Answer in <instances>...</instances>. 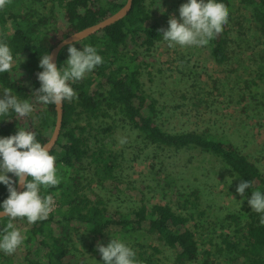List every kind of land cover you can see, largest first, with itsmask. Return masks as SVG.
<instances>
[{"label": "trees", "instance_id": "obj_1", "mask_svg": "<svg viewBox=\"0 0 264 264\" xmlns=\"http://www.w3.org/2000/svg\"><path fill=\"white\" fill-rule=\"evenodd\" d=\"M31 1L42 4L41 0ZM47 1L63 9L65 29L55 27L52 8L48 16L39 15L31 6L22 12L17 6L20 7L23 0H10L0 9V26L4 27L10 20L12 30H5L0 35V42L7 43L13 61L20 62L12 65L10 72L0 73V92L8 88L20 101L27 100L34 108L26 117L11 111L8 116H0V137L15 135L22 129L35 133L41 144L48 140L56 111L55 105L37 101L35 91L41 86L37 73L43 71L39 67L40 57L50 54L52 48L68 35L98 23L125 3V0H104V4L101 0ZM232 1L217 0L227 9ZM237 1L251 8L255 23L264 32V0ZM153 7L155 0H150L149 7L146 0H132L129 12L121 20L74 43L78 50L87 45L95 47L103 57V63L71 85L78 99L62 104L61 129L50 150L56 158L61 183L55 188L41 189L42 195L54 196V210L46 220L35 224H29L26 218L13 221L16 228L24 231L22 264H88L70 252L69 229H84L94 236H107L114 229L136 233L145 222L148 223L147 231L157 235L174 251V264H194L200 254L204 256L201 264H219L221 260L224 264H264V226L259 223L260 214L253 212L251 207L245 213L229 214L227 219L233 224L229 232L219 237L220 241L213 249L200 250L194 232L187 227L194 219L192 215L186 217L175 212L170 204L160 202L147 205L140 202L128 211H110L103 200L92 199L84 191L78 173L84 160L95 168L98 183L109 182L117 189L118 158L111 146L116 128L123 123L157 151L198 149L210 154L231 171L238 185L242 180L251 182L252 187L245 189L247 197L251 198L253 191L264 193V176L229 140L196 131L171 133L156 124L154 101H147L140 81L144 62L140 57L124 52L135 45L150 49L163 40L160 29L165 28L152 16ZM226 36L223 30L207 45L217 64L228 59ZM68 46L57 55L58 68H62L68 58ZM105 119L109 123H105ZM8 175L16 179L13 174ZM163 180L160 181L161 192L167 189ZM8 196L7 186L0 183V205ZM7 222V217L0 218V235ZM138 249L133 250L139 264H156L153 254L159 253L158 249L151 247V254L145 252L143 246ZM0 264L13 263L11 258L0 253Z\"/></svg>", "mask_w": 264, "mask_h": 264}, {"label": "rangeland", "instance_id": "obj_2", "mask_svg": "<svg viewBox=\"0 0 264 264\" xmlns=\"http://www.w3.org/2000/svg\"><path fill=\"white\" fill-rule=\"evenodd\" d=\"M149 2L146 0L148 7ZM41 3L23 0L17 9L24 12L31 6L39 15L48 16L52 8L55 27L65 29L63 9L47 0ZM184 3L187 1L155 0L152 16L167 29L170 17L179 19V7ZM228 13L223 27L228 59L222 64L214 62L207 46L169 48L164 40L150 49L135 45L124 52L144 62L140 78L143 93L147 101H154V120L162 130L204 132L227 139L264 176V32L255 23L251 8L237 0L231 2ZM5 30L12 31L10 20L0 26V35ZM16 64L20 62L13 61L12 65ZM2 95L0 92V98ZM121 137H126L127 143L120 145ZM111 148L118 158L117 189L109 182L98 183L96 170L88 160L80 165L81 184L90 198L103 200L110 211H128L140 202L168 203L175 212L193 216L187 227L194 232L200 250L213 249L219 237L229 232L233 226L227 219L229 214L245 213L250 207V197L236 192L238 183L231 171L208 153L198 149L157 151L123 123L116 128ZM163 178L167 189L161 192ZM147 226L143 223L136 233L114 229L107 236L69 229L70 252L88 264H105L97 244L107 246L115 238L131 249L143 246L149 254L151 247L156 248V264H174V251L149 233ZM21 234L24 236V231ZM23 248L22 243L12 255L0 253L11 258L13 264H22ZM203 258L200 254L194 264H201Z\"/></svg>", "mask_w": 264, "mask_h": 264}, {"label": "clouds", "instance_id": "obj_3", "mask_svg": "<svg viewBox=\"0 0 264 264\" xmlns=\"http://www.w3.org/2000/svg\"><path fill=\"white\" fill-rule=\"evenodd\" d=\"M8 3L10 0H0V9ZM228 15L227 7L217 0H188L179 7V19L170 17L169 27L160 29V32L169 48L207 46L222 33ZM67 51L69 55L62 68L57 67L49 53L40 57L39 67L43 71L37 73L41 85L35 91L38 102L61 106L65 101L78 99L71 85L103 63V57L91 45L78 50L74 44H69ZM12 64L10 47L0 42V73L10 72ZM10 111L26 117L34 108L29 101H20L5 88L0 98V116H8ZM118 142L123 145L127 138L121 137ZM49 145L41 144L35 133L22 129H18L15 135L0 137V183L6 185L9 192L8 198L0 205V218H8L0 235V251L5 255L14 254L24 241L21 231L13 224L14 220L26 218L29 224H35L46 220L54 210V196L41 194V189L55 188L61 183L56 158L50 154ZM8 173L16 179H11ZM17 184L25 190L18 192ZM251 187L250 181L242 180L236 192L244 196L245 189ZM248 204L253 212L260 214L259 223L264 226V193L253 191ZM97 250L105 264H139L135 251L119 239L111 238L107 246L98 243Z\"/></svg>", "mask_w": 264, "mask_h": 264}, {"label": "water", "instance_id": "obj_4", "mask_svg": "<svg viewBox=\"0 0 264 264\" xmlns=\"http://www.w3.org/2000/svg\"><path fill=\"white\" fill-rule=\"evenodd\" d=\"M131 2L132 0H125L124 5L116 11L114 14L106 17L105 19L99 21L98 23L86 27L80 31L74 32L70 35H68L66 38L61 40L59 43H57L51 50L50 55L53 58V62L56 64L57 60V55L58 53L65 47L68 46L69 44H74L80 40H83L92 34H95L99 30H102L103 28L121 20L123 17L127 15L131 8ZM57 65V64H56ZM55 111H56V119H55V124L53 127V130L48 138V140L44 144H50V150L55 146V143L58 139L59 132L61 129V122H62V105L61 106H56L55 105ZM17 191L22 192L23 186L17 184Z\"/></svg>", "mask_w": 264, "mask_h": 264}]
</instances>
